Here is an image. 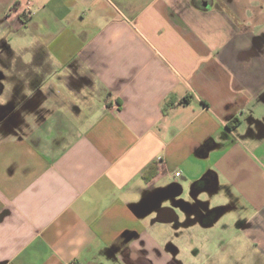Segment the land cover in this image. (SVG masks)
Returning <instances> with one entry per match:
<instances>
[{"label": "crops", "instance_id": "1", "mask_svg": "<svg viewBox=\"0 0 264 264\" xmlns=\"http://www.w3.org/2000/svg\"><path fill=\"white\" fill-rule=\"evenodd\" d=\"M27 1L0 0V264H172L229 212L264 255V0Z\"/></svg>", "mask_w": 264, "mask_h": 264}, {"label": "rangeland", "instance_id": "2", "mask_svg": "<svg viewBox=\"0 0 264 264\" xmlns=\"http://www.w3.org/2000/svg\"><path fill=\"white\" fill-rule=\"evenodd\" d=\"M230 213L222 217L218 226L212 229V242L208 245L204 244L210 249L207 253H198L196 240L187 238L184 244L185 254L183 257L177 256L172 264H264V255L256 250L253 243L250 244L246 239L238 236L237 219L235 217L234 221L231 220L232 215L236 213ZM227 223L232 224L230 227L224 226ZM201 237L205 239V234ZM232 248H234L233 253Z\"/></svg>", "mask_w": 264, "mask_h": 264}, {"label": "built area", "instance_id": "3", "mask_svg": "<svg viewBox=\"0 0 264 264\" xmlns=\"http://www.w3.org/2000/svg\"><path fill=\"white\" fill-rule=\"evenodd\" d=\"M32 13V2L31 0H28L27 2H25L24 6H23V14L25 17H29ZM114 105L116 107H118V104L116 103V101L114 102ZM180 172H177L176 175L180 176Z\"/></svg>", "mask_w": 264, "mask_h": 264}, {"label": "trees", "instance_id": "4", "mask_svg": "<svg viewBox=\"0 0 264 264\" xmlns=\"http://www.w3.org/2000/svg\"><path fill=\"white\" fill-rule=\"evenodd\" d=\"M182 102H183V103L188 102V97L183 98V99H182ZM169 104H170V105L175 104V101L170 100ZM151 171H152V168H150V169L146 172V176H147V174H149ZM147 177H148V176H147Z\"/></svg>", "mask_w": 264, "mask_h": 264}, {"label": "clouds", "instance_id": "5", "mask_svg": "<svg viewBox=\"0 0 264 264\" xmlns=\"http://www.w3.org/2000/svg\"><path fill=\"white\" fill-rule=\"evenodd\" d=\"M7 96H0V104L6 103Z\"/></svg>", "mask_w": 264, "mask_h": 264}, {"label": "water", "instance_id": "6", "mask_svg": "<svg viewBox=\"0 0 264 264\" xmlns=\"http://www.w3.org/2000/svg\"><path fill=\"white\" fill-rule=\"evenodd\" d=\"M176 184H178V183H172L171 185H176ZM180 185V184H179ZM183 193V191H180L179 192V194H177V195H180V194H182Z\"/></svg>", "mask_w": 264, "mask_h": 264}]
</instances>
